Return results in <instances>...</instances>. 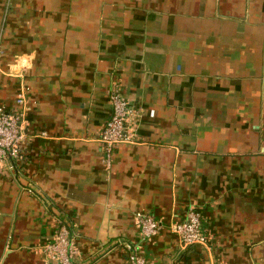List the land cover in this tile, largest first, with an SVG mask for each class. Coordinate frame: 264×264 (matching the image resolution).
<instances>
[{"label": "crops", "instance_id": "1", "mask_svg": "<svg viewBox=\"0 0 264 264\" xmlns=\"http://www.w3.org/2000/svg\"><path fill=\"white\" fill-rule=\"evenodd\" d=\"M0 45V106L31 108L0 162V264H45L62 224L77 264H264V0H0ZM117 84L141 115L107 155ZM193 206L208 249L170 231Z\"/></svg>", "mask_w": 264, "mask_h": 264}, {"label": "built area", "instance_id": "2", "mask_svg": "<svg viewBox=\"0 0 264 264\" xmlns=\"http://www.w3.org/2000/svg\"><path fill=\"white\" fill-rule=\"evenodd\" d=\"M3 50L0 45V60ZM112 115L104 126L100 141L107 155L114 148L126 141L132 140L140 112L133 106L120 90L114 85L110 93ZM16 107L12 110L0 106V162L12 158H24V146L28 139L27 114L30 104L25 88H21L15 99ZM45 134V133H44ZM108 163L110 161L108 160ZM136 219L144 239H152L159 234L162 222L149 213L138 212ZM170 231L174 233L182 246L203 245L209 248L208 236L202 227L201 213L196 207H191L183 219L173 221ZM45 257V264H77L75 239L69 226L62 224L56 230L53 239L40 247ZM128 264H147L145 256L129 246Z\"/></svg>", "mask_w": 264, "mask_h": 264}]
</instances>
